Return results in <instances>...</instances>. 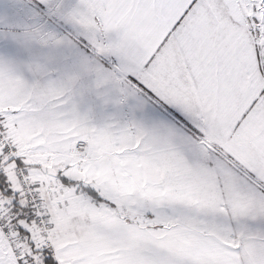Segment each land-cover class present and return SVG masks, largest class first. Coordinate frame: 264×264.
<instances>
[{
    "label": "snow or ice",
    "instance_id": "6c2138e0",
    "mask_svg": "<svg viewBox=\"0 0 264 264\" xmlns=\"http://www.w3.org/2000/svg\"><path fill=\"white\" fill-rule=\"evenodd\" d=\"M0 264H264V0H0Z\"/></svg>",
    "mask_w": 264,
    "mask_h": 264
}]
</instances>
